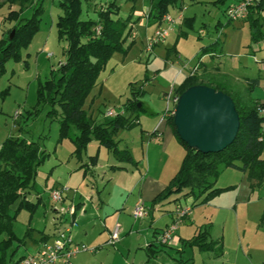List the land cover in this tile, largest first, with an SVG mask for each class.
Wrapping results in <instances>:
<instances>
[{
    "label": "rangeland",
    "instance_id": "1",
    "mask_svg": "<svg viewBox=\"0 0 264 264\" xmlns=\"http://www.w3.org/2000/svg\"><path fill=\"white\" fill-rule=\"evenodd\" d=\"M80 1V19L96 20L98 12L113 2L118 8L112 18L126 23L124 45L129 47L126 53L114 52L111 55L96 85L90 90L84 108L99 120L110 108L119 111L133 90H142L139 97L142 108L137 113V120L129 129L119 130L115 137L119 148L130 150L134 160L138 161L137 166L120 163L95 140L87 145L82 162H86L87 155L97 154L96 165L93 168L81 166L82 162L72 154L71 138L77 134V129L71 126L70 136L60 139L58 120L47 113L50 106L36 104L37 85L48 79L51 70H56L64 59L66 42L57 35L56 20L62 13L58 0H30L21 11V17H32L35 7L41 4L40 22L29 45L22 49L20 59L6 62L5 73L0 77V89L8 87V93L0 98V142L8 135L24 137L38 142L46 155L34 179L35 191L41 196L42 203L30 222L31 235L17 247L14 256L33 253L37 248L33 239L38 238L41 232L62 229L68 219L65 208L70 203L80 202L82 217L88 226L87 236L80 242L94 250L74 254L72 264H264V232L258 225L264 208V181L254 188L249 201L236 203L232 193L224 191L193 207L192 216L184 217L179 224L177 234L184 238L191 235L195 224L207 226L210 238L222 242L223 254L216 258L210 251H200L197 247H183L180 254L177 252L180 248L178 242L166 246L157 244L155 255L150 257L145 249L148 241L154 238L153 230L159 231L171 223L175 202L170 200L179 196L182 205L190 206L194 197L182 198L178 194L157 203L151 223L149 217L135 218L133 207L131 211L122 209L137 196L136 184L145 172V144L138 136L145 133L142 130L153 129L152 125L165 107L163 95L182 81L187 74L185 66L195 63L201 46L218 40L223 55L216 56L220 49L215 46L214 55L207 53L205 59L217 64L219 58L221 66L232 68L233 73H238L239 65H244L246 60L257 63L259 52L253 53L246 46L247 24L233 28L238 22L229 20L225 13L230 0L223 3L214 2L216 0H178L168 12L173 17L177 6H181L187 20L176 21L173 25L157 21L153 13H149L151 0ZM9 9H18V4L9 5L4 1L0 4V39L7 36L5 30L11 24L4 20ZM158 27L167 29L168 35L149 47V39ZM260 29L264 32V23ZM171 47L175 48L174 52L168 55ZM16 112L18 116H15ZM262 155L264 158V152ZM111 164H122L126 169L112 170L109 168ZM237 173L233 168H222L215 177V185L233 184ZM54 188H67L63 192V201H51L49 192ZM30 198L33 200L34 195ZM199 200L200 197L196 202ZM28 216L24 209L16 216L14 232L19 237L28 226ZM116 224L119 225V240L108 244L110 232L108 235L104 226L112 230Z\"/></svg>",
    "mask_w": 264,
    "mask_h": 264
},
{
    "label": "trees",
    "instance_id": "2",
    "mask_svg": "<svg viewBox=\"0 0 264 264\" xmlns=\"http://www.w3.org/2000/svg\"><path fill=\"white\" fill-rule=\"evenodd\" d=\"M177 1L151 0L149 13H153L154 18L160 21L169 7L174 6ZM29 2L30 0H5L9 5L17 3L18 9H9L4 17V20L11 24L5 30L7 36L0 39V77L5 73L6 62L19 60L22 49L29 45L38 30L41 4L35 7L32 17H21V11ZM58 6L62 13L56 20V28L58 38L66 42L63 50L64 59L59 62L56 70H51L48 79L38 83L36 104L50 106L47 113L49 116H56L60 139L70 136L71 126L77 129V134L71 138L74 146L72 154L81 162L88 143L95 140L117 161L136 165L137 162L130 150L117 146L115 135L121 129H129L137 120V113L142 108L139 100L142 90L140 88L133 90L132 96L126 99L113 117L104 116L102 120L97 121L84 108L90 90L96 85L97 78L111 55L114 52L126 53L129 47L124 45L126 23L112 18V14H116L118 8L113 2L98 12L96 20L80 19L82 10L80 0H58ZM248 21L251 39L259 40L262 35L259 19L249 14ZM12 30L13 34L10 36ZM173 49L168 48L167 54L169 55ZM200 68L201 65L198 66V70ZM197 72L193 75L186 74L174 87L175 94L179 95L187 87L195 84H205L226 93L233 100L239 116L238 131L233 141L223 150L200 152L188 147L179 139L175 133L172 115L168 116L166 121L176 140L183 146L184 154L173 176L151 201L152 205L181 194L182 198L194 197L190 205L192 209L232 189L234 185L214 186L215 177L222 168H236L245 173L253 189L264 181L262 156L264 103L250 97V88L232 91L225 84L202 81ZM7 93L8 87L0 89V98L3 99ZM45 155L38 142L23 137L7 136L0 144V264H18L23 257L14 258V253L18 246L24 244L25 238L31 235L32 229L27 227L24 234L19 237L14 232V224L20 210L28 211L29 221L40 204L41 199L35 191L34 179ZM96 162L97 154L90 155L81 166H94ZM32 195L33 200L30 198ZM199 197L200 200L196 202ZM178 199L180 197L176 196L170 201ZM259 225L264 228V209L259 218ZM51 235L41 232L40 241L48 240ZM180 240V248L177 249L180 254L186 246L197 247L200 251H210L215 258L223 254L221 240H212L207 226L197 227L192 236ZM157 242L158 240L146 245L149 257L155 255L157 244L167 245Z\"/></svg>",
    "mask_w": 264,
    "mask_h": 264
},
{
    "label": "crops",
    "instance_id": "3",
    "mask_svg": "<svg viewBox=\"0 0 264 264\" xmlns=\"http://www.w3.org/2000/svg\"><path fill=\"white\" fill-rule=\"evenodd\" d=\"M3 1L5 2V0H0V4L3 3ZM235 1H237V0H230L229 4L233 3ZM177 8H178V10L176 11V15L173 16V18L176 19L178 16L181 15V19H179V20L177 19L176 21H181V20L186 21L187 19H185V17L183 16V14L180 10L182 7L177 6ZM167 13L169 14V12H167ZM249 14H251L255 18L257 17L259 19L260 24L264 23V10L254 8L251 10V13H249ZM235 21L238 22L237 23L238 25L236 24L233 27L235 29L239 28V26H243L244 24H247L248 42L246 43V46L249 47V49L253 53L259 52L260 58L258 61L255 60L257 63L254 64V63H252V61L250 63V61H247L246 59H244V61L245 60L246 61H245L244 65H239V67H241V69H239L238 73H233L232 68H224L223 66H221V64L219 62L220 61L219 58L217 59L218 60L217 64L211 63V61H208L207 59H205V55L207 53H209L210 56H213L215 46L220 49L216 54L217 57L223 55V53H224L222 45L220 46L218 40H214V41L209 42L208 44H206L204 46H201V48H200L201 50H200V54H199L200 56L195 61V62H199V65H201V68L198 70L197 74L200 76V78L203 79V81L212 82V83L217 82V83L225 84L232 91L233 90L242 91L246 88H250L251 89L250 97L252 99L258 101L259 103H264V32H262V35H261L259 40L254 41L251 39V32H250L248 17L245 19H240V20H235ZM171 25H173V24H171ZM174 49L171 50V52H174ZM210 51H213V52H210ZM250 55H252V54H250ZM184 69L186 70V72H188L187 67H185ZM100 120H102V119L99 118V120H97V121H100ZM152 127H153V129L151 131L142 130V131H145V133L142 136H140V135L138 136V138H140V140L142 138V140L144 141L145 150H146L144 161H143V165L145 167V172L140 176V178L138 179L137 184H136L138 194L134 198L133 202H130L129 205L122 207V209L131 211L134 203L137 200H142L145 203V205L147 206V214L144 217L150 218L149 223L152 222V219H153L152 212H153L155 205H156V204L152 205L151 201L165 187L168 180L173 176V174L177 170V168L180 164V161L183 157V154H184L183 146L174 137L172 129L169 126L166 119H161V115H160L159 117H157V121L154 122V125H152ZM118 132H117V134H118ZM117 134L115 135V137L117 136ZM8 136H13V135H8ZM143 136H145V139H143ZM262 137H263V151H262V154H263V152H264V125L262 127ZM1 142H0V144H1ZM87 156H90V154ZM135 161L138 162L137 160H135ZM113 166H122L123 168L120 169V168H115ZM135 166H137V163ZM90 168H93V166H90ZM109 168L112 170H123V169H126V166H124L122 164H111V165H109ZM164 170H165V172H164ZM233 170H235L239 173H237L235 175V176H237V178H235L233 184H227V185H234L233 188L229 189L228 191H225V192H231L233 195V199L236 201V203L237 202L238 203L239 202H241V203L247 202L251 198V195H252L254 189L251 188L250 182H249L245 173L241 172L240 170H238L236 168H233ZM227 185H225V186H227ZM214 186L216 187L215 184H214ZM219 187H224V186H219ZM174 197H176V196H174ZM40 199H41V201H40V204H41L42 203L41 196H40ZM63 199H64V197H63ZM174 202H175V205L177 203L181 204V200H179V199L175 200ZM80 204H81L80 202L74 203L75 210H76L75 216L77 218V222H79L77 227L74 230V235H73L74 238L73 239L75 242L83 241V239L86 238V236H87V227L88 226L86 223H84V217H82L84 215V213L82 211L83 207ZM192 210H193V207H192L190 213L186 216L187 218L192 216V213H193ZM54 211H56V210H54ZM168 214L171 215L169 212H168ZM32 218H33V215L31 217V219L29 221H27V223H28L27 227L30 226V222H31ZM192 221L194 222L193 219H192ZM169 224L170 223L165 224V226L160 228L159 231L153 230L154 238L152 240L148 241V243L146 245H148L149 243H151L153 241H156L158 239V235L161 233V231L164 230ZM55 225H56V222H54V227H55ZM258 225H259V222H258ZM198 226H199V224H195L190 236H192L195 233ZM178 229H179V226L175 230V237H176L175 243H177V242L181 243L180 239H186V238L180 236V234H177ZM58 230H60V229H58ZM104 230H106V232L109 235V232L111 231L110 228H108L105 225ZM56 232L52 231V232H44V233H47L50 235L52 234L51 237L48 238V240H49L53 237V235ZM263 232H264V228H263ZM40 236H41V234L39 235L38 238L33 239V242L35 244H37V246L41 242ZM190 236H188L187 238H189ZM146 245H145V247H146ZM26 254L27 253H22L16 257L15 256L14 257L17 258L20 256H24ZM70 264H72L71 260H70Z\"/></svg>",
    "mask_w": 264,
    "mask_h": 264
},
{
    "label": "built area",
    "instance_id": "4",
    "mask_svg": "<svg viewBox=\"0 0 264 264\" xmlns=\"http://www.w3.org/2000/svg\"><path fill=\"white\" fill-rule=\"evenodd\" d=\"M254 8L264 10V0H237L227 5L225 9L226 16L229 20H240L248 17L250 11ZM181 19V15L176 19L166 13L162 17V21L171 25L176 20ZM97 30L99 27L96 28ZM168 35V30L163 28H156L153 35L149 39V47L163 39ZM199 63L188 64L185 67L188 68L187 74L193 75L198 71ZM166 101L164 110L161 114V119H166L168 116L173 114L174 106L177 101L178 95L174 92V87L163 95ZM117 111L110 108L104 112L107 117H113ZM18 116V112L15 113ZM67 188L63 189H51L49 197L53 203H57L63 200V192ZM68 214L66 225L60 229L51 239L40 242L36 250L33 253H27L24 255L18 264H70L71 257L83 251L92 252L93 248H87L84 243L74 241V230L78 225L77 218L75 216V206L70 203L65 208ZM191 211L189 205L176 204L172 210L173 220L172 222L161 231L158 235V242L161 244L175 243V230L182 222L183 218L187 216ZM147 214V206L142 200H137L134 203L132 209V215L135 218H143ZM119 240V225L116 224L110 231L109 238L107 239L108 244H115Z\"/></svg>",
    "mask_w": 264,
    "mask_h": 264
},
{
    "label": "water",
    "instance_id": "5",
    "mask_svg": "<svg viewBox=\"0 0 264 264\" xmlns=\"http://www.w3.org/2000/svg\"><path fill=\"white\" fill-rule=\"evenodd\" d=\"M172 122L175 133L188 147L219 152L233 141L239 116L229 95L205 84H195L178 95Z\"/></svg>",
    "mask_w": 264,
    "mask_h": 264
}]
</instances>
